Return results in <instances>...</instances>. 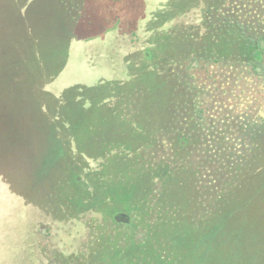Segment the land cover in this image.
<instances>
[{
	"label": "trees",
	"instance_id": "trees-1",
	"mask_svg": "<svg viewBox=\"0 0 264 264\" xmlns=\"http://www.w3.org/2000/svg\"><path fill=\"white\" fill-rule=\"evenodd\" d=\"M0 264H264V0H0Z\"/></svg>",
	"mask_w": 264,
	"mask_h": 264
},
{
	"label": "rangeland",
	"instance_id": "rangeland-1",
	"mask_svg": "<svg viewBox=\"0 0 264 264\" xmlns=\"http://www.w3.org/2000/svg\"><path fill=\"white\" fill-rule=\"evenodd\" d=\"M108 1H111V0H108ZM137 6H138V11H143L145 4L142 2H139L137 3ZM20 12H22L21 9H20ZM24 16H26L25 12H24ZM51 23L54 24L55 22H51ZM58 24L61 25V23H58ZM61 27L63 28V26ZM135 32L138 34L136 30ZM51 35L55 38L58 37V34L55 31H51ZM124 35L125 36L120 37L119 40L115 42L114 40L110 39L112 36L110 35L109 38L107 37V40L105 41L100 40L99 42L93 43L91 46L86 45L87 47L86 46L82 48L80 47L79 50L78 48L73 49L77 55L75 54V56H72V58L69 61V66L64 71V73H66V76H72L74 74L78 75V80L80 82V90L82 89V94H81L82 98L86 97L89 99L90 95L93 92L96 94H102L100 91L106 88L105 86L107 84V81H110L109 80L110 74L114 76L115 74L122 73L121 70L123 71L124 67L122 66L117 67L116 63L114 62L119 56L117 53L122 54V55L124 54L126 44L129 42V39L132 38L131 37L132 31ZM28 39L29 40L32 39L34 41V38L29 37ZM35 40L36 41L40 40V43L46 44V32H40L37 30L35 33ZM81 49H83L82 53H81ZM48 61L51 62V56L48 57ZM101 74L102 75L104 74V77H106L107 79L105 80L103 79L102 81L100 80L99 85L98 84L93 85L92 81L95 79V76L96 78H99L98 75H101ZM50 78L51 76L48 77L47 81H49ZM44 79L46 80V74L44 75ZM36 87L39 90L37 93L32 92L31 90L29 92L28 91L25 92V99H27L28 102L22 103L21 105V107L23 108L22 110L27 109V108H32L33 105L30 104L29 100H30V97L34 95H35L36 101L40 103L39 105H35L40 113H41V110H40L41 105L46 106V100L42 99L41 95L48 92V90L53 87L50 86L49 83L48 84L44 83L43 85L39 84V85H36ZM69 88L70 86L66 84L64 85V90L62 88L61 89L62 91H65V90L70 91L71 89ZM93 88H95L94 91L92 90ZM30 89H32V87ZM55 93H56V97H59L61 95V93L59 92L57 93V91ZM66 98L67 99L70 98L67 92H66ZM31 119H29V122L31 124H32V121H33V124H35L36 122H43V121L46 122V109L44 110L43 113H41V115L37 114L35 117ZM93 119H95V117H93ZM43 137H46V136H43ZM44 145H46V142H44ZM15 215H17L16 211H15Z\"/></svg>",
	"mask_w": 264,
	"mask_h": 264
}]
</instances>
